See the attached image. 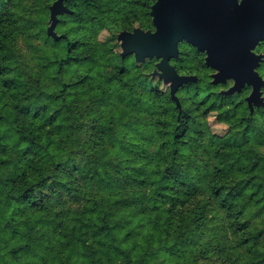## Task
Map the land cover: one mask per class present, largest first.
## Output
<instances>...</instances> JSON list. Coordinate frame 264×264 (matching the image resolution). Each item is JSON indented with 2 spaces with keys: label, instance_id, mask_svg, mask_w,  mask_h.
<instances>
[{
  "label": "trees",
  "instance_id": "1",
  "mask_svg": "<svg viewBox=\"0 0 264 264\" xmlns=\"http://www.w3.org/2000/svg\"><path fill=\"white\" fill-rule=\"evenodd\" d=\"M14 1L0 0V264H195L210 250L223 264H264V122L255 118L264 105L252 112L240 98L251 87L203 95L201 77L183 70L192 56L182 55V42L172 63L197 80L177 89L178 105L170 88H159V58L139 62L118 52V31L154 29L156 0H64L69 12L59 15L56 37L48 33L49 0L43 33L53 49L41 53L35 69H25L16 51ZM64 23L68 29L60 31ZM105 27L116 29L109 38L112 65L101 62L107 51L84 33ZM151 62L153 70L133 72ZM183 91L221 122L247 116L225 138L210 136V156L197 170L208 178L209 202L180 239L174 225L194 194L184 155L196 146L191 135L199 123ZM122 95L134 110L120 104ZM49 179L77 195L80 206L56 209L41 192ZM248 202L258 207L259 225L246 216ZM219 214L243 249L235 258L226 245L211 246L212 238L200 244Z\"/></svg>",
  "mask_w": 264,
  "mask_h": 264
},
{
  "label": "water",
  "instance_id": "2",
  "mask_svg": "<svg viewBox=\"0 0 264 264\" xmlns=\"http://www.w3.org/2000/svg\"><path fill=\"white\" fill-rule=\"evenodd\" d=\"M66 12L64 0L50 6L49 35L57 36L59 15ZM151 16L153 30L137 27L119 33L122 55L133 54L139 62L159 58L157 74L170 85L178 105L177 89L197 80L195 75L180 74L172 63L182 42L206 53V64L216 70L214 83L234 80L226 93L241 92L249 85L246 100L251 111L264 105V78L256 70L263 55L255 52L264 40V0H156Z\"/></svg>",
  "mask_w": 264,
  "mask_h": 264
},
{
  "label": "rangeland",
  "instance_id": "3",
  "mask_svg": "<svg viewBox=\"0 0 264 264\" xmlns=\"http://www.w3.org/2000/svg\"><path fill=\"white\" fill-rule=\"evenodd\" d=\"M47 2H49V0H15L14 1L15 4L14 9L18 10V15H19L18 16L19 32L15 38L16 51L18 52L19 62L22 65V67L25 69H29V70L35 69L34 67L38 66L37 64L38 57L41 56L43 53L45 54L50 53L53 49L52 42L48 40L45 34L43 33L44 24L46 21H48L43 13L46 10V7H44V5ZM53 2H51L50 6L53 4ZM48 23L49 24L51 23L50 17ZM74 26L75 28H77V25ZM137 27L139 26L138 25L135 26V28ZM67 29H68L67 23H64L60 27V31H65ZM83 31L84 30L82 29L80 32ZM121 31H118L117 35ZM84 33L87 35V38H92V41H97L100 42V44H102V48L104 49V51H107V53L102 58L101 62L104 63V65H112L111 56L108 53L109 45L112 44V42H109V38L110 36L116 34V29L114 27L111 28L105 27L95 33L89 30L84 31ZM117 44L118 45L115 47V49L119 52L122 50L121 42L119 38L117 39ZM190 46L192 45H190L187 42H184L181 46V51L183 56L187 57L188 53L192 56L187 58V60L184 62L183 70L185 72L193 71L195 75L201 77L200 86L201 88H203L202 89L203 95L207 93L215 94L216 92H219L222 89H227L234 84L233 79H228L227 82L222 83L227 86H223V85L214 86L213 84H211L212 80L214 79L213 74L216 72V70L206 65L209 67V69H207V72H201L200 70L202 69V64H200V61H203L206 64V59H205L206 53L204 51H200L201 53L199 54L196 51H194V49L191 48ZM255 50L257 53L263 55V58L261 59V63L256 70L264 76V40L261 41L258 46H256ZM151 69L152 70L154 69L153 62H151L150 66L149 65L146 66L144 64L139 63L133 69V72H137L138 70L149 71ZM67 76H69V74H67ZM159 88L160 90L167 93L169 91L170 85L165 84L162 81L159 84ZM251 90L252 87L247 91L243 92L242 94H240V98H244V97L246 98L251 93ZM186 92L187 91H183L181 93V96L184 99L186 105H189L192 108H196L197 110L196 114L199 117V123L195 125L193 129V133L191 135L192 137L195 138L196 146L194 145L184 155L185 162L190 163L189 174L192 175L193 178L189 182V184H191L190 186L193 189L194 194L192 196V201L185 204L184 209L180 211V217L176 219L174 225L173 236L179 237L180 239H184V235L186 231H188L189 229L187 225V221H190V219L194 217L197 212H199L200 206L209 202L207 195L208 189L206 188L208 178L204 176L205 173L203 171L198 172L197 170L198 168L202 169L203 163H206L207 159L210 156L209 151H207L206 149V145L208 143L210 136L215 134L218 137L225 138V136H227L229 133H231V131L234 128H236L235 127L237 125L236 123L240 121L242 118L247 116L246 111H243L242 113H239L234 123L221 122L217 118V112L211 111L207 113L204 111L203 108L198 110L197 97H194L193 95H191V97H188L186 95ZM263 96H264V91H263ZM129 98L130 97L128 95H122V101H120V104L124 105V107L126 106L128 111H131L134 110L135 108L131 103H126L129 101ZM132 102H137V99L133 98ZM145 107L146 104L144 105V109ZM89 115L90 114L88 113V116ZM152 118H154V116L149 115V120H151ZM255 118L258 119L260 123H263L264 111L259 110L256 113ZM202 152L204 153V155L202 154L200 156ZM195 154H199V156H196ZM41 192H43L45 196L51 199L50 202L52 205L55 206L56 209L65 210L68 208L80 206L79 204L81 202V199L78 198L77 195H71V193L64 192L60 186L53 184L51 179H49L46 182V184H44L41 187ZM212 209L213 206L212 204L209 203V205L207 206V210H212ZM246 209H247L246 210L247 218H249L251 221L253 220L252 222L254 223V225H256L257 223L259 225V222L256 220L257 217H254L256 216V210L258 209V207H256L253 202H248ZM209 214L210 213H208V215ZM211 225H212L211 232L210 231L208 232V237L203 236L199 239L200 244L207 242L208 238H212L214 242L212 243L211 246H217L219 244L226 245L227 246L226 251H229L232 254V256L235 258L239 254L238 252H241L243 249L237 243L238 240L237 234L231 231L229 226H225L226 223L224 221V216L222 214L217 215V219L214 220V222ZM217 252H218L217 250H210L209 253L207 254H201L198 255L197 257L195 256L196 258H198L195 264H223V261L217 255Z\"/></svg>",
  "mask_w": 264,
  "mask_h": 264
},
{
  "label": "flooded vegetation",
  "instance_id": "4",
  "mask_svg": "<svg viewBox=\"0 0 264 264\" xmlns=\"http://www.w3.org/2000/svg\"><path fill=\"white\" fill-rule=\"evenodd\" d=\"M259 44H260V43H258V45H259ZM258 45H257V46H258ZM255 52H256V50H255Z\"/></svg>",
  "mask_w": 264,
  "mask_h": 264
}]
</instances>
